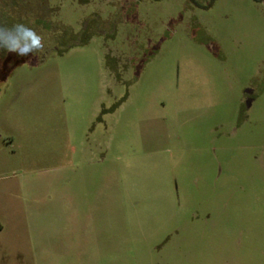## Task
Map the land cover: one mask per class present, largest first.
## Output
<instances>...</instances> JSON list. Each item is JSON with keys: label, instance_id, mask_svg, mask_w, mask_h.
<instances>
[{"label": "rangeland", "instance_id": "rangeland-1", "mask_svg": "<svg viewBox=\"0 0 264 264\" xmlns=\"http://www.w3.org/2000/svg\"><path fill=\"white\" fill-rule=\"evenodd\" d=\"M17 22L46 51L0 56V264H264V1L0 0Z\"/></svg>", "mask_w": 264, "mask_h": 264}, {"label": "clouds", "instance_id": "clouds-1", "mask_svg": "<svg viewBox=\"0 0 264 264\" xmlns=\"http://www.w3.org/2000/svg\"><path fill=\"white\" fill-rule=\"evenodd\" d=\"M41 35L30 23L17 22L11 25L0 24V56L13 53L20 57L42 55L46 47L41 44ZM53 40H47L51 47Z\"/></svg>", "mask_w": 264, "mask_h": 264}, {"label": "trees", "instance_id": "trees-1", "mask_svg": "<svg viewBox=\"0 0 264 264\" xmlns=\"http://www.w3.org/2000/svg\"><path fill=\"white\" fill-rule=\"evenodd\" d=\"M188 1H189V3H191V4H193V5L197 6V7H200V8H209L211 6V4L213 3L214 0H209L207 4H201L197 0H188ZM255 1H257V2H263L264 0H255ZM82 43H85V41L82 42Z\"/></svg>", "mask_w": 264, "mask_h": 264}]
</instances>
